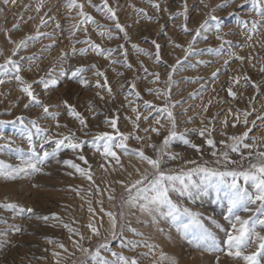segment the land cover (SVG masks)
<instances>
[{"label":"rangeland","instance_id":"rangeland-1","mask_svg":"<svg viewBox=\"0 0 264 264\" xmlns=\"http://www.w3.org/2000/svg\"><path fill=\"white\" fill-rule=\"evenodd\" d=\"M222 3L223 0H108L119 24L124 28V32H120L115 27L116 20L109 19L92 6L103 7L102 0H77V4L83 5V11L95 23L82 22L84 17L80 15V7L69 8L68 0H43L42 4L41 0H10L7 4L0 0V50L3 53L0 55V64L12 56L16 44L21 40L26 41L27 46L19 49L12 58L21 62L20 74L30 83L41 77L59 80L56 86H50L47 91L40 83H33L32 87L45 104L54 106L50 111L60 113L56 118L60 127L56 126V119L43 117L42 108L31 105L25 109L24 105L29 101L21 91L20 83L14 77L2 75L0 79L5 82L0 84V120L13 121L19 116L25 118V123L38 120L42 127L50 129V135L74 132L86 142L82 150L63 149L57 158L49 159L40 173L15 181L0 178V202H16L22 207L34 209V213L29 215L0 208V233H3L0 235V264H81L84 260H87V264H93L74 242L79 241L84 248L95 250L109 236L110 223L105 215L108 211L117 214V231L122 225L124 237L158 246L154 249L138 246L134 251H129L120 248L118 240H111L113 251L135 256L139 264H171L169 258L173 257L176 264H244L240 259L229 257L226 252L196 247L191 237H186L170 220L158 216L154 223L151 215L131 207L127 203L129 192L126 186L140 178L136 168L142 173L148 165L114 148L120 158L117 164L113 158L102 155V148L97 150L91 143L94 135L100 132L115 135V130L105 121L116 119L119 132L129 134L130 138L126 141L129 149L143 148L147 155L155 157L154 149L148 145L160 147L164 136L168 135L171 123L166 113L160 111L167 106L175 117L176 131L188 129L187 138L200 145L201 151L197 152L181 141L174 140L166 151L179 155L175 160H168L165 156V169L179 173L181 169L186 171L202 165L224 170V158L219 153L227 150L230 159L239 162L240 154L231 152L226 145L232 143L230 137L239 136L249 129V137H257L256 143L264 146V120H257V116L264 117V71H261L264 68V21L257 33H249L246 29L251 28L252 21L261 19L252 11L251 3L232 0L227 7L217 8ZM185 5L187 21L183 15H175L183 12ZM209 14L221 18L220 34L228 33L224 39L232 41L233 46L224 45L219 56L207 52L208 47L217 48L221 45L213 27L212 31L201 33V37L207 36L206 40L198 38L193 45L205 51L199 55H189L185 60L183 48L176 45L186 48L195 29ZM42 19L44 23H41ZM244 21L247 23H242ZM185 23L190 29L188 32L183 30ZM209 23L214 25L213 21ZM100 32L106 34L101 36ZM108 34L112 35V39H108ZM249 35L252 36L251 40L247 38ZM85 40L112 49L110 58L99 56L90 48L86 54L73 53V48L89 47L77 43ZM153 41L160 46L159 60ZM229 51L244 57V60L230 58ZM62 52L67 55L62 56ZM21 57L25 59L21 61ZM178 59L181 63L177 65ZM225 60L229 61L227 65L224 64ZM173 65L176 66L174 71ZM81 66L87 68L81 74L88 81L86 85H82L79 79L61 74L64 72L70 76L71 71ZM29 67L31 70H28ZM97 70L104 75H95ZM170 72L172 82H169ZM213 72H217L215 77L212 76ZM156 73L159 79L153 75ZM105 77L107 86H104ZM237 77L239 83H236ZM97 80H100L101 86H97ZM107 87L111 88V93ZM229 88L237 94L235 98L229 95ZM148 89L153 91L149 92ZM64 101L83 116L86 126L69 114ZM146 101L150 102L147 106ZM245 112L251 113L247 117V124L244 123ZM157 118L159 124L156 123ZM252 121H256V124L253 125ZM152 127L159 129V135L144 131ZM18 128V123L0 125V131L15 141L14 148L19 146L27 150V141L16 134ZM200 129L209 130L210 136L206 133L201 137ZM135 136L144 139L137 141ZM208 138L216 142V156L212 155L213 149L205 142ZM245 142L253 143L251 139ZM0 143L4 141L0 140ZM54 146L51 143L46 145L48 150ZM37 148L39 150L38 144ZM248 151L242 149L245 156ZM80 155L85 156L87 163L79 159ZM0 159L12 165L19 163L15 154L7 150L0 152ZM64 160H71L84 168L92 179L65 165ZM243 163L246 167L247 160ZM227 167L235 168L238 165L228 164ZM193 179L198 180L199 177L194 176ZM170 196L178 204L200 213L204 227L224 247V229L230 228L224 219L227 214L226 200H218L215 192L195 200L180 197L176 193H170ZM121 212L124 213L123 219L119 217ZM52 213L57 214L60 221L37 219V216H50ZM238 214L245 218L251 215L243 211ZM90 222L99 229V237L88 228ZM217 224L222 227H217ZM129 225L143 233V236H135L128 231ZM69 228L77 230L84 239L81 241L80 236L75 231L70 232ZM257 230L264 234V229ZM60 244L64 248H60ZM254 250L255 245L246 251ZM161 252L166 254L165 259L160 258ZM102 255L113 258L108 251L102 250Z\"/></svg>","mask_w":264,"mask_h":264},{"label":"snow or ice","instance_id":"snow-or-ice-1","mask_svg":"<svg viewBox=\"0 0 264 264\" xmlns=\"http://www.w3.org/2000/svg\"><path fill=\"white\" fill-rule=\"evenodd\" d=\"M10 0H4V3H9ZM14 2V0H12ZM91 2V0H89ZM232 0H223V3L217 5V8L227 7ZM251 3L252 11H254L261 19L253 20L251 23V28L246 29L249 33H257L259 31V25L264 21V0H245V3ZM43 0H41V4ZM103 7L98 5H92L97 8V11H101L104 15L108 16L109 19L116 20L115 27L120 32H124L123 26H121L117 20L115 10L109 6L108 0H102ZM67 6L80 7V15L84 17L82 22L87 23L92 21L95 23L93 18L83 11V5L77 4V0H68ZM159 8V5H156ZM39 10V6L37 8ZM142 11V10H141ZM215 9H213V12ZM175 15H183L184 20L187 21V5L184 7L183 12H178ZM209 21H213V24H210ZM41 23H44L43 19ZM242 23H247L246 21ZM14 27H17L14 25ZM185 32L190 31L185 23L183 26ZM214 27L216 38L221 41L220 47L212 48L208 47L206 49L210 54H215L217 56L222 54L224 45L229 47L233 46L232 41L224 39V36L228 33L221 35V18L209 14L208 18L200 24L198 28L195 29V34L192 37V40L189 42L188 46L184 48L183 45H176L177 47L183 48L185 52V60L189 55H199L202 54L204 49H196L193 47L198 38L207 39V36L201 37L202 32L212 31ZM101 36H104L106 33L100 32ZM39 35V34H38ZM125 38L127 39V33H125ZM248 40L252 39V36L249 35ZM31 39V37H29ZM108 39H112V35L108 34ZM77 43L87 44L89 47L76 49L73 48L72 52H79L80 54H86L89 51L95 52L99 56H104L105 58H110V54L113 51L112 49L102 48L100 44H96L91 40L77 41ZM155 44L157 52L156 58L160 59L159 48L160 46L153 41ZM27 43L25 40H21L16 47L12 50V56H15L19 49L26 47ZM133 47H138L133 45ZM140 51H144L140 49ZM2 50H0V55H2ZM66 53L62 52V56H66ZM12 56H9L3 64H0V75L13 78L20 83L21 91L27 95L29 103L25 104L24 107L27 109L29 106L34 105L42 108L43 117H51L56 119L60 113L50 111L53 105L45 104L39 96L33 90V83H40L43 85V89L47 91L50 86L54 87L59 83L57 78L45 79L41 77L38 81L28 82L20 74L22 71V65L20 61L14 60ZM228 56L236 57L237 59L243 61L244 57L237 56L235 52L229 51ZM24 57H21V61L24 60ZM31 59V58H29ZM115 63L116 61H112ZM228 60L224 61V64H228ZM177 65L181 61L177 60ZM198 63H210L209 61H198ZM91 67L95 68V65ZM130 67V65H129ZM175 65L172 66L173 71L175 70ZM28 70H31L30 67ZM87 68L84 66L77 67L71 71L70 76L68 73L62 72L61 74L67 76L71 79H79V82L82 85H86L88 81L81 77V74L85 72ZM219 69H217V72ZM264 71V68L261 69ZM217 72H213L212 76L215 77ZM97 76H103L104 74L97 70L95 73ZM159 79V74H153ZM172 72L169 73V82L171 81ZM247 79V77H245ZM5 81L0 79V84H3ZM236 83H239V77L236 78ZM97 86H101L100 80L96 81ZM104 86H107V78H104ZM255 86V85H254ZM135 87V85H133ZM107 91L111 93V88L107 87ZM149 92L153 91L148 89ZM159 92V89L156 90ZM229 95L233 98L236 97V93L232 91L231 88L228 89ZM137 95H139L137 93ZM167 95V93H165ZM69 110V114L80 121L81 125L86 126V121L83 116L76 111V109L67 104V101L63 102ZM150 102H145L147 106ZM135 112L136 109L133 108ZM163 113H166V116L171 123V128L169 129L168 135L164 136L163 141L160 147H157L155 144L148 145L153 148L155 151V157L147 155L143 148L139 149H129L126 141L130 138L129 134L119 132L117 128V120L111 119L106 120L105 123L109 124L112 129L115 130V135L109 132H100L95 134L92 140V146L97 150L103 149L102 155L105 157L113 158L117 164L120 163V158L117 155L114 148L120 149L126 155H132L138 158L142 163H146L148 168H145L141 173L139 168H136V172L139 175V179L131 181L130 185L126 186L127 191L129 192L127 203L134 208H139L142 213H147L152 216L153 222L157 221V217H162L164 219L170 220L173 224L176 225L178 230L182 231L186 237H191V242L195 244L198 248H203L206 251L214 252H226V255L234 259H240L244 264H264V234L257 229H264V150H261L262 145L256 143L257 137H249V132L251 129L246 130L239 136H232L230 139L232 143L226 145L227 149H230L231 152L240 154L241 159L239 162L231 160L229 157L228 151H223L219 153L220 156L224 158V170H219L216 168H209L206 166L198 165L195 168L183 170L179 173L175 172L173 169H165L163 165L167 162L164 157L167 156L168 160H175L178 157V153H171L166 151L170 147L171 143L174 140H179L183 144L193 148L197 152L201 151V146L193 143L187 138L188 129H185L184 132L176 131V120L175 117L167 106L163 108ZM251 113H244V123L247 124V117ZM140 119L139 114L137 115V120ZM145 120L148 119L147 116L144 117ZM191 118H189L190 120ZM257 120H264V117L257 116ZM159 118H157L156 123L159 124ZM19 124V128L16 130V134L25 139L28 143L27 150L13 145L15 141L11 136H5L3 131H0V140H3L4 143H0V152L7 150L10 153L15 154L16 159L19 161L18 164L12 165L6 163L4 160L0 159V178L4 180L15 181L22 177H27L35 173H40L43 171L44 165L49 161V159L57 158L59 153L63 149H71L73 151L82 150L85 141L78 138L74 132H70L67 135L56 133L55 135H50V129L42 127L38 120H31L29 123H25V118L22 116L16 117L13 121L0 120V125L4 124ZM253 125L256 124V121H252ZM56 126L60 127L59 120L56 119ZM235 126V125H234ZM138 127V125H137ZM145 132L152 131L159 135V129L152 127L150 129H144ZM210 132L207 129H200L199 135L204 137ZM38 138V139H37ZM137 141L144 139V137L135 136ZM150 139V138H149ZM247 139H251L253 143L245 142ZM206 144L210 146L213 151L212 155L216 156V142L208 138L206 139ZM54 144L55 146L48 150L47 144ZM220 143L224 144V141ZM39 145V150L37 148ZM242 149H248L247 156L242 153ZM254 150V151H253ZM79 159L87 163L85 156L80 155ZM247 160V166H244V161ZM59 162V161H58ZM219 163V161H217ZM65 165H70L72 168L76 169L81 175L87 176L89 180L92 179L91 175L84 169L81 168L78 164L73 163L71 160H64ZM186 163L195 164V161H186ZM228 164H236L238 167L228 168ZM122 166V165H121ZM135 167V166H133ZM149 169L151 171H149ZM131 176V173H129ZM199 177L198 180L193 179V177ZM123 183V182H122ZM133 189L135 190L133 193ZM212 192H215L218 200L227 201V214L224 216V219L228 221L230 228L224 229L226 239L223 241L224 247H221V242H219L215 235L211 233L207 228L204 227L200 213L192 211L190 208L178 204L175 202L170 193H176L180 197H186L190 200H195L198 197L203 195H209ZM113 197H109L112 199ZM0 208L4 210H9L14 213L19 214H33L34 209L31 207L25 208L20 206L16 202H0ZM90 211H93L90 209ZM240 211L251 213V215L245 217L240 216L238 213ZM105 215L109 218L110 229L109 236L105 237L103 242L99 243L95 250H90L89 248H84L79 241H75V246L86 255L87 258L91 259L93 264H139L137 257L135 256H125L123 252L113 251L110 247L111 240H118L119 247L122 249H127L129 251H134L138 246H143L149 249H154L158 247L155 244L147 243L144 240H135L127 239L123 236L124 227L120 225V231H117L118 219L117 214L108 211ZM124 213L119 214L120 219H123ZM37 219L44 220L45 222L49 220L60 221V217L57 214L52 213L50 216H37ZM187 220V222H185ZM216 223V221H212ZM6 223V221H5ZM16 231H19L15 225L12 226ZM68 227V225H64ZM102 227V222H101ZM217 227H222L217 224ZM88 228L91 230L92 234L99 237V229L90 222ZM70 232L75 231L80 240L84 239V236L81 235L77 230L69 228ZM128 231L132 232L135 236H143V233L139 232L137 229L128 226ZM160 231H163L162 229ZM3 235V233H0ZM91 240V236L88 237ZM255 245V250L248 252L246 251L249 248H252ZM60 248H64L63 244L59 245ZM66 250V249H65ZM103 251H108L111 253L112 259H108L102 255ZM54 255H59V253H54ZM140 255H148V253H141ZM160 258L165 259L166 254L163 252L160 253ZM171 264H176L175 258H169ZM219 260V257H217ZM59 264V262H58ZM81 264H87V260L81 262Z\"/></svg>","mask_w":264,"mask_h":264}]
</instances>
